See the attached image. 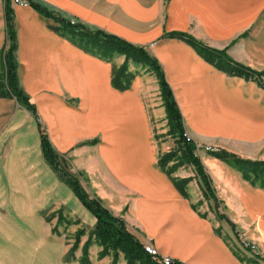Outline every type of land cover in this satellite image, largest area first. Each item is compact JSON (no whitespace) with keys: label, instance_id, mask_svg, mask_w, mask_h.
<instances>
[{"label":"crops","instance_id":"1","mask_svg":"<svg viewBox=\"0 0 264 264\" xmlns=\"http://www.w3.org/2000/svg\"><path fill=\"white\" fill-rule=\"evenodd\" d=\"M34 1L73 23L144 47L155 57L194 150L208 144L244 159L262 157L253 147L264 142V77L259 85L227 75L168 34H188L262 71L264 0ZM3 5L2 0L0 71L7 43ZM10 8L19 84L38 118L14 98L0 97V264H81L82 246L96 221L45 161L38 122L84 189L160 256L182 264H260L228 238L234 234L252 240L264 252V187L244 180L213 154L200 155L220 202L218 212L234 228L213 215L211 199L199 213L195 204L200 198L193 188L182 196L158 164L151 119L156 111L151 114L137 82L116 89L108 59L80 48L55 30L53 18L32 6L10 2ZM57 210L64 220L51 225L45 216ZM78 229L84 232L67 259ZM100 250L91 243L89 264L111 263V255L98 257ZM117 264H126L123 254Z\"/></svg>","mask_w":264,"mask_h":264},{"label":"trees","instance_id":"2","mask_svg":"<svg viewBox=\"0 0 264 264\" xmlns=\"http://www.w3.org/2000/svg\"><path fill=\"white\" fill-rule=\"evenodd\" d=\"M5 32L7 43L3 48L1 71H0V97H11L15 101L27 109L35 118H38L34 105L29 101L28 96L23 91L19 84L17 75V62L15 51L17 47L16 32L12 10L10 8V0H3ZM30 6L45 16L53 18L58 26L55 30L67 35L80 48L86 51H92L88 47V43L99 45L102 49H111L117 53L123 54L126 59L132 58L134 61L147 64L153 68L158 81L159 92L164 106L169 133L176 137L177 143L184 148L185 156L188 162L194 167L196 175L200 180L203 196L213 201V210L219 219H224L231 228L234 224L227 217L218 212L219 200L216 197L215 190L212 186L211 179L208 176L204 165L199 157L195 154L192 141L187 137L184 131L182 116L178 105L174 99L172 89L168 84L162 67L158 60L145 51L144 47L134 45L126 40L119 38L113 34L107 33L100 29H93L81 23H72L50 11L47 7L39 4L34 0H28ZM169 36H177L189 44L205 61L213 65L216 69L231 76H240L245 79H253L259 85H263L262 77L264 70L256 71L248 66L234 61L226 53L225 49L218 50L204 45L194 37L185 33H170ZM77 36L78 40L74 37ZM99 55L105 57V53ZM98 54V53H97ZM132 74L126 73V63L120 67H112L111 84L119 90L127 89L130 86ZM40 135V146L45 161L58 175L59 179L69 186L81 204L95 217L96 221L88 232V238L82 246V254L79 258L81 264H89L88 248L92 242H96L101 250L98 257L102 258L111 255V263L117 264L119 255L123 254L126 264H162L156 262L154 257L145 252L143 244L140 240L128 229L127 223L122 217L114 215L110 210L105 208L101 200L90 195L81 185L79 175L71 172L67 161L63 160L52 147L49 138L38 122ZM213 155L235 167L241 172L244 180L252 185L257 184L264 187V160H249L237 156L234 153L224 149L219 150ZM170 160V154H165L158 159V164L164 169L165 162ZM170 177L173 185L179 193L186 197V184L189 178H175L170 176L171 171H165ZM54 212L58 213V223H61L64 218L61 210L53 211L50 215L45 216L48 221ZM56 230V229H54ZM83 229H78L74 235V242L66 254V258L73 257V253L78 246L80 236L83 234ZM160 255L155 258L159 259ZM172 264H182L180 261L173 259Z\"/></svg>","mask_w":264,"mask_h":264},{"label":"rangeland","instance_id":"3","mask_svg":"<svg viewBox=\"0 0 264 264\" xmlns=\"http://www.w3.org/2000/svg\"><path fill=\"white\" fill-rule=\"evenodd\" d=\"M11 2V1H10ZM2 6V0H0V7ZM54 20V19H53ZM55 21V20H54ZM56 22V21H55ZM76 40H78V37H74ZM88 47L92 49V51L99 53L104 52L105 58L108 59L111 63H113V66L115 68L120 67L123 63H126V73L132 74L130 85H133L137 82V86L141 90V92L144 94L145 99L147 102H150L149 109L152 114V109L156 111V114L153 115L152 119V125H153V132L155 141L157 143V147L159 150V158L162 157L165 154H170V160L165 162L164 164V171H171L170 176L175 178H189L188 183L186 184V188H193V194L200 199L199 202L195 204V208L197 211L201 214H203V211L201 210V205L205 203V201L208 202V198L203 197L202 198V187L200 184V180L198 176L196 175L194 167L188 162L184 148L177 143L176 137L169 133V128L167 125V119L166 114L164 110V106L162 104V99L159 92V86L158 81L156 78L155 71L152 67H150L147 64H142L139 62L134 61L132 58H127L121 54L117 53L114 50L111 49H102L99 45H95L91 42L88 43ZM147 51L146 49H144ZM148 52V51H147ZM148 54H150L148 52ZM151 55V54H150ZM153 111V112H155ZM186 134V133H185ZM187 135V134H186ZM188 137V136H187ZM195 154L197 156H205L208 154H213L221 150V148L208 145V144H202L198 145V149H195ZM225 150V149H224ZM254 154H261V158H256L254 160L264 159V142H259L256 144V146L253 147ZM191 184V185H190ZM203 194V193H202ZM191 198V197H190ZM197 202V201H196ZM211 202H213L211 200ZM210 211L213 212V215L216 216L215 211L213 210V205L209 207ZM52 212H47L48 215H50ZM205 214L208 213L206 210L204 212ZM58 220V213L54 212V215L48 220L51 225H54L55 222ZM227 228V227H225ZM229 239V244L236 248L237 250H244L246 252V249L242 246V241L247 240L252 243H254L257 246V250L259 251L260 255L257 258L255 255H253L251 252V257L255 260H258L260 264H262V260H260V257L264 258V252L261 250L259 245L252 240L245 239L243 237L235 236L234 234L231 235V238ZM70 241V240H69ZM150 242H143L142 244L145 245ZM240 247V248H239ZM248 253V252H246ZM154 260L156 262H159V259L154 257ZM126 263V261H125Z\"/></svg>","mask_w":264,"mask_h":264},{"label":"built area","instance_id":"4","mask_svg":"<svg viewBox=\"0 0 264 264\" xmlns=\"http://www.w3.org/2000/svg\"><path fill=\"white\" fill-rule=\"evenodd\" d=\"M10 1L13 4H19V5L28 4L29 5L28 0H10ZM242 246L246 250L250 251L257 258L259 257L260 253L257 250V246L254 243H252L250 241H247V240H243L242 241ZM143 248H144L145 252L150 254L152 257H156L157 255H159V253L157 252L156 248L151 243H147V244L143 245ZM259 259L262 260L261 262H262V264H264V258L260 257ZM159 261L162 264H172L173 263V259L170 258V257H167V256H160L159 257Z\"/></svg>","mask_w":264,"mask_h":264}]
</instances>
